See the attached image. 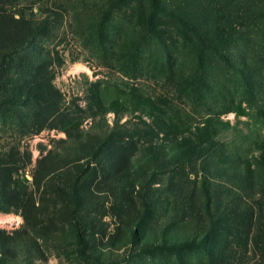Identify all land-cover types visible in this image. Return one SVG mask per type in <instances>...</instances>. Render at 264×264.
Here are the masks:
<instances>
[{
    "label": "rangeland",
    "instance_id": "obj_1",
    "mask_svg": "<svg viewBox=\"0 0 264 264\" xmlns=\"http://www.w3.org/2000/svg\"><path fill=\"white\" fill-rule=\"evenodd\" d=\"M0 8L41 33L30 53L54 69L61 110L80 135L117 125L135 149L163 155L178 135L198 145L209 120L220 131L204 139L190 176V192L212 185L214 216L199 197L190 223L205 215L203 225L178 224L184 230L165 242L143 236L142 250L114 218L79 235L45 194L40 161L64 154V132H37L29 116L1 118L0 150L18 153L19 195L10 207L0 200V264H264V0H0Z\"/></svg>",
    "mask_w": 264,
    "mask_h": 264
},
{
    "label": "trees",
    "instance_id": "obj_2",
    "mask_svg": "<svg viewBox=\"0 0 264 264\" xmlns=\"http://www.w3.org/2000/svg\"><path fill=\"white\" fill-rule=\"evenodd\" d=\"M40 34L25 17L16 18L0 8V119L29 116L31 129L37 132L55 129L66 134V140L61 141L64 154L50 152L40 162L45 194L64 206V216L74 223L78 234L94 236L107 218H114L128 239L146 250L148 244L140 241L143 236L154 235L165 242L184 230L178 224L192 230L203 225L205 215L190 223L191 202L204 198L209 205L206 216L210 217L217 195L208 181L202 183L200 191L190 192V176H198L195 166L207 152L202 148L207 143L204 139L211 141L220 134L213 129L212 120L207 127L197 129L194 138L202 137L198 145L178 135L171 141L172 150L163 155L156 148L135 149L137 143L125 141L123 129L117 125L84 137L71 115L61 110L62 95L53 85L54 69L30 53L32 37ZM171 128L178 131L174 125ZM259 150L258 165L264 167V146ZM16 156L13 149L0 150V200L9 207L11 200L18 202L15 197L19 195L11 189Z\"/></svg>",
    "mask_w": 264,
    "mask_h": 264
}]
</instances>
